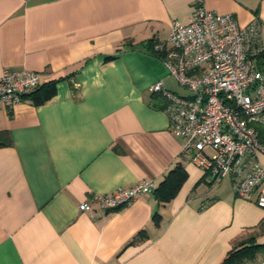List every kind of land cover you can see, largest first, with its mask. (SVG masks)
<instances>
[{
	"label": "crops",
	"instance_id": "obj_1",
	"mask_svg": "<svg viewBox=\"0 0 264 264\" xmlns=\"http://www.w3.org/2000/svg\"><path fill=\"white\" fill-rule=\"evenodd\" d=\"M194 1L0 0V74H38L20 104L0 102V264H220L244 245L258 247L236 264H264L256 194L182 156L165 99L149 91L161 80L178 93L154 46ZM202 3L257 23L264 71V0ZM141 178L155 187L128 206L78 209Z\"/></svg>",
	"mask_w": 264,
	"mask_h": 264
},
{
	"label": "built area",
	"instance_id": "obj_2",
	"mask_svg": "<svg viewBox=\"0 0 264 264\" xmlns=\"http://www.w3.org/2000/svg\"><path fill=\"white\" fill-rule=\"evenodd\" d=\"M193 3L189 21L172 20L167 37L154 46L186 91L167 90L161 80L149 91L165 99L170 131L183 139L181 155L214 180L228 177L241 198L256 194L254 202L264 209V165L258 160L264 144L255 127L264 121V71L252 62L263 50L258 25L239 26L232 14L209 11L202 0ZM37 86V72L4 69L0 102L13 108ZM154 187L153 178H141L130 187L96 194L78 209L125 207Z\"/></svg>",
	"mask_w": 264,
	"mask_h": 264
},
{
	"label": "trees",
	"instance_id": "obj_3",
	"mask_svg": "<svg viewBox=\"0 0 264 264\" xmlns=\"http://www.w3.org/2000/svg\"><path fill=\"white\" fill-rule=\"evenodd\" d=\"M53 94L54 89L52 88V86H46L40 93L37 94V96H35V102L42 103ZM255 127L258 132L257 136L259 138V141L264 144V121L260 124L255 125ZM256 246L257 245H244L241 246V248L232 250L225 258H223V261L220 264H236L241 260V258L252 257L253 253L255 252Z\"/></svg>",
	"mask_w": 264,
	"mask_h": 264
},
{
	"label": "rangeland",
	"instance_id": "obj_4",
	"mask_svg": "<svg viewBox=\"0 0 264 264\" xmlns=\"http://www.w3.org/2000/svg\"><path fill=\"white\" fill-rule=\"evenodd\" d=\"M175 85H176V89L178 90L177 91L178 93H184L186 91L185 89H183L182 87H180L177 83H175Z\"/></svg>",
	"mask_w": 264,
	"mask_h": 264
}]
</instances>
